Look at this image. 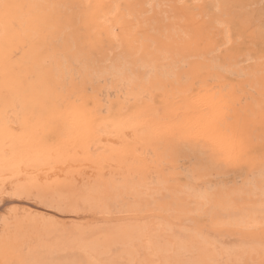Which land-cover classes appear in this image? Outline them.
Segmentation results:
<instances>
[{
    "label": "rangeland",
    "instance_id": "rangeland-1",
    "mask_svg": "<svg viewBox=\"0 0 264 264\" xmlns=\"http://www.w3.org/2000/svg\"><path fill=\"white\" fill-rule=\"evenodd\" d=\"M138 2L0 0V264H264V0Z\"/></svg>",
    "mask_w": 264,
    "mask_h": 264
},
{
    "label": "bare ground",
    "instance_id": "bare-ground-1",
    "mask_svg": "<svg viewBox=\"0 0 264 264\" xmlns=\"http://www.w3.org/2000/svg\"><path fill=\"white\" fill-rule=\"evenodd\" d=\"M114 3H116V1ZM101 17L100 18H101V20H103V22L110 21L107 19L108 16H106V17L101 16ZM116 22L117 23H112L111 26H109V30H110L109 35H111L113 37V40H116L118 38L117 28H118L119 23H118V21H116ZM226 34L228 35L229 33L226 32ZM120 81L123 85L124 84L127 85V83H128V80H126V79L120 78ZM109 93H114V92H109V91L107 92L106 91V92H103L102 95H103V97L106 98L110 95ZM17 122L18 121L16 120L15 114H13L11 111L6 113V117H4V119L0 120V123H2V127H3L2 130L5 132H10V130L12 129L11 125H16ZM91 129H93V127H91ZM118 129H119V125L115 124L114 122L103 121V122H100L99 124L96 125L95 130L98 132L97 133L98 135L100 134L102 139L109 140L110 138H113L114 134L118 133L117 132ZM95 134H96V132H95ZM89 147H91V146H89ZM111 147H112L111 143L100 144L98 147L96 146V148L95 147L93 148L92 151H94V152L91 154H94L95 156L97 154L102 155L103 152H107L109 149H111ZM89 150L90 149H88L87 152ZM31 155L32 154H28V155H24V156L21 155L20 158H15L13 160L10 159L9 161L6 158L0 156V206L3 203H7V201H9L6 198H11V197L12 198H19L23 195L25 196L28 189H30L29 188V181L27 180V178L25 176L26 175L25 172L28 173L30 171L37 170V168H38V166L36 164H34V163L31 164L30 162H28L31 159V158H28V156H31ZM98 157H97V161L99 159ZM22 160H25L27 163V165L24 167H23L24 162H22ZM88 160H90V159H88ZM90 161L93 162V160H90ZM95 162H96V160H95ZM93 165L95 166V164H93ZM262 192L264 194V190H262ZM29 195H30V193H29ZM28 197H30V196H28ZM229 243L230 244L227 245L228 246L227 248H229V251H231V250L234 251L235 249L243 246L242 244L237 243V242H229Z\"/></svg>",
    "mask_w": 264,
    "mask_h": 264
},
{
    "label": "crops",
    "instance_id": "crops-1",
    "mask_svg": "<svg viewBox=\"0 0 264 264\" xmlns=\"http://www.w3.org/2000/svg\"><path fill=\"white\" fill-rule=\"evenodd\" d=\"M194 1H197V0H194ZM138 4L142 7V9H140V10H143L144 12H149V13H151L150 15H153L156 12H162L163 10L164 11H168V10L171 11V9H168V7L163 8V5L159 2V0H139ZM111 6L112 7L114 6V9H115V3L114 2L112 3ZM174 8L175 9H172V10L176 11L178 9V6H174Z\"/></svg>",
    "mask_w": 264,
    "mask_h": 264
}]
</instances>
